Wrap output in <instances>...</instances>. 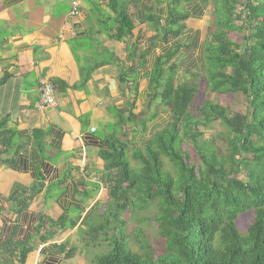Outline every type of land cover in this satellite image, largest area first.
I'll use <instances>...</instances> for the list:
<instances>
[{
  "label": "trees",
  "instance_id": "trees-1",
  "mask_svg": "<svg viewBox=\"0 0 264 264\" xmlns=\"http://www.w3.org/2000/svg\"><path fill=\"white\" fill-rule=\"evenodd\" d=\"M211 1L207 38L203 41L196 35L191 46H184V55L179 54L181 42L170 51H159L151 71L149 87L154 97L150 100L158 98V106L168 116L156 121L159 109L151 101L147 117L135 114L136 97H129L115 111L120 137L106 138L100 150L105 162L102 200L79 225L80 217L39 215L35 229L42 243L54 241L60 231L75 229L87 243L98 241L99 236L107 240L108 251L96 256L94 264H264V0ZM185 4H191L192 10H183ZM208 4L209 0H173L172 15L175 22L202 16ZM133 27L130 16L122 14L114 38L124 39ZM163 40L167 42V35ZM150 52H139L131 45L128 64L120 68L119 76L128 90H137L139 68ZM201 71L211 92L240 94L246 112L233 113L209 100L192 110L198 84L180 77H199ZM217 120L226 130L220 135L222 152L213 142L201 146L199 141L203 130ZM139 131L143 137L136 142ZM185 141L194 146L195 157ZM26 144L19 131L9 126V119L0 118V164L14 163L17 157L25 163ZM128 152L137 166L127 159ZM40 191L34 186L7 201L16 212L28 213ZM153 204L162 245L157 257L141 229L135 234L138 251L129 247L124 229L125 212L143 211ZM95 214L102 219L99 225L94 223ZM246 214L252 219L242 233L237 221ZM112 229H118L120 237H109ZM34 240L0 244V264H27L28 255L37 248ZM52 247L41 249L38 264H59V257H72L73 250L66 244Z\"/></svg>",
  "mask_w": 264,
  "mask_h": 264
},
{
  "label": "crops",
  "instance_id": "crops-1",
  "mask_svg": "<svg viewBox=\"0 0 264 264\" xmlns=\"http://www.w3.org/2000/svg\"><path fill=\"white\" fill-rule=\"evenodd\" d=\"M71 1L0 0V118H8L27 141L25 163L17 157L14 163L0 164V244L35 239L37 248L27 263L40 257L42 248L64 243L61 231L52 242L40 241L35 229L39 215L80 217L79 225L102 200L105 162L100 150L106 138L120 137L115 111L129 97L138 98L134 113L143 117L150 101L160 108L158 98L150 100L154 93L149 87L159 51L181 42L179 54L184 55V46H191L196 35L207 38L201 28L208 31L211 22L204 25L211 0L203 6L204 15L177 22L173 0H81L77 19L68 16ZM122 14L130 16L134 27L117 40ZM132 44L139 52L151 51L139 68L136 91L119 81ZM44 80L53 84L57 102L43 110L37 102ZM167 116L161 108L156 121ZM141 137L142 132L135 133L136 142ZM34 186L41 191L28 213L16 212L7 198Z\"/></svg>",
  "mask_w": 264,
  "mask_h": 264
},
{
  "label": "rangeland",
  "instance_id": "rangeland-1",
  "mask_svg": "<svg viewBox=\"0 0 264 264\" xmlns=\"http://www.w3.org/2000/svg\"><path fill=\"white\" fill-rule=\"evenodd\" d=\"M213 9V3L210 1V7L208 9L206 18H205V26L207 25V22L209 19H211V12ZM203 31V39L207 37V29L202 27ZM237 41L240 42V37L237 35ZM203 72H200L199 77L195 76H189L188 78L181 76L180 78L183 80H189L194 81L198 84V93L196 97L194 98V102L191 106V109L196 111L198 107H200L204 101L209 100L214 103H219L222 106H227L231 112H239V113H245L246 112V103L242 96L240 94H221L218 95L214 92H211L206 77L202 74ZM142 109V105H141ZM161 109V107L159 108ZM225 127L221 123L220 120L215 121L211 127H209L206 130H203V136L199 138L200 145H208L210 142H213V146L216 148L217 151L222 152L224 151V141L220 138V135H222L225 132ZM185 147H188L191 155L195 157L196 150L194 149V146H190L189 141H185ZM127 159L130 160L132 166H137V163L133 161L131 158V153L128 152ZM167 161H165V164ZM169 168V167H168ZM106 192V191H105ZM107 197H105L106 199ZM104 211V210H103ZM101 212V210L99 211ZM156 212L155 205H151L148 209L141 210V211H134L129 210L124 213V218L126 220L125 223V233L127 235V241L129 247L134 250L138 251L140 250L139 246L136 243V237L135 234L138 229H141L146 236L149 239L150 244L153 247V250L155 251V256H159L162 253L161 250V241L158 234V227L155 221L153 220L154 214ZM252 219L251 214H246L241 216L238 221V227L239 230L242 233H245L250 222ZM102 219H99V215H94V223L96 225L101 224ZM109 237L112 236H119L118 229H112L108 233ZM59 236H62L63 241L69 248H71L72 251V257L71 258H64L59 257V264H94L93 259L101 255L103 253H106L108 251L107 240H105L104 236H99L100 239L96 242L87 243L86 240L83 238H79L75 232V230H63L59 234ZM58 236V237H59ZM76 247V248H74ZM37 253V252H36ZM37 258V255H36ZM34 259L30 261L27 264H38L41 260V257H38L37 259Z\"/></svg>",
  "mask_w": 264,
  "mask_h": 264
},
{
  "label": "built area",
  "instance_id": "built-area-1",
  "mask_svg": "<svg viewBox=\"0 0 264 264\" xmlns=\"http://www.w3.org/2000/svg\"><path fill=\"white\" fill-rule=\"evenodd\" d=\"M81 14V0H72L71 8L68 13L70 19H77ZM56 105L55 89L53 85L47 81H42L40 88V98L37 103L39 109H47Z\"/></svg>",
  "mask_w": 264,
  "mask_h": 264
},
{
  "label": "clouds",
  "instance_id": "clouds-1",
  "mask_svg": "<svg viewBox=\"0 0 264 264\" xmlns=\"http://www.w3.org/2000/svg\"><path fill=\"white\" fill-rule=\"evenodd\" d=\"M72 2V1H71ZM48 81V80H47ZM50 82V81H49ZM51 83V82H50ZM42 84V83H41ZM52 84V83H51ZM53 85V84H52ZM54 87V86H53ZM41 88V87H40ZM55 89V88H54ZM55 96H56V90H55ZM40 98V97H39ZM39 101V100H38ZM57 102V101H56ZM38 103V102H37Z\"/></svg>",
  "mask_w": 264,
  "mask_h": 264
}]
</instances>
